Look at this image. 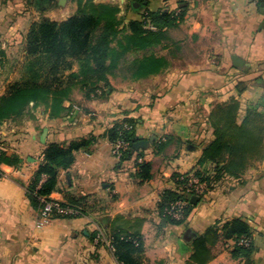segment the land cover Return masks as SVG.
<instances>
[{
  "label": "crops",
  "instance_id": "1",
  "mask_svg": "<svg viewBox=\"0 0 264 264\" xmlns=\"http://www.w3.org/2000/svg\"><path fill=\"white\" fill-rule=\"evenodd\" d=\"M144 1L149 11L182 15L159 45L147 50L149 56L159 55L158 74L136 79L134 67L125 66L91 100H78L73 91L59 117L41 106L0 126L8 152L22 162L0 166V264H123L111 245L119 231L141 234L142 264H196L191 260L194 239L235 219L251 227V257L235 258L236 242L221 238L210 248L214 258L208 264H264V160L241 182L226 179L200 197L183 225L170 224L159 209L164 191L176 188L173 175L197 168L204 145L213 140L208 118L215 105L235 98L240 118L249 110L264 115V0ZM96 2L118 5L126 22L141 17L132 4L140 5L134 10L144 7L135 0ZM64 16L62 9L41 14L30 0H0V98L29 58L31 26L41 18L63 22L72 17ZM236 57L242 66L234 65ZM126 117L141 122L135 138L150 142L141 158L152 166V179L145 183L136 179L131 164L119 169L105 136ZM83 140H92L91 145L76 153L70 170L60 171L59 189L49 196L61 204L82 200L83 214L54 218L38 228L40 210L28 189L43 152L53 143ZM161 140L168 144L157 154L155 143ZM100 234L105 240L97 241Z\"/></svg>",
  "mask_w": 264,
  "mask_h": 264
},
{
  "label": "trees",
  "instance_id": "2",
  "mask_svg": "<svg viewBox=\"0 0 264 264\" xmlns=\"http://www.w3.org/2000/svg\"><path fill=\"white\" fill-rule=\"evenodd\" d=\"M31 5L41 14L48 11L56 0H30ZM76 13L63 22L47 18L34 23L26 37V51L31 58L27 69V81L14 82L8 86L6 95L0 98V126L10 120H21L29 111L44 106L52 117H59L65 110L75 88L80 87L87 100L98 96L109 87V76L116 70L132 66L136 79L159 73V55H147V50L165 37V30L175 27L182 20L181 14L166 10H134L140 19L121 17L118 5L97 3L96 0H74ZM143 3L144 0H135ZM126 11H129L128 7ZM42 60V61H41ZM76 63L77 70H74ZM47 74L43 76V67ZM41 71V72H40ZM70 71L67 77L65 72ZM243 89H240L242 92ZM33 104V106H31ZM240 101L231 99L213 107L208 123L213 132V140L203 147L197 168L191 173L173 175L176 188L166 190L161 195L159 209L172 225H183L193 208L187 193L190 175H194L204 185L203 198L217 185L231 179L241 182L247 172L264 160V115L249 110L240 118ZM140 121L126 117L114 124L106 132L109 141H124L129 144L119 160V169L131 164L134 176L142 183L152 179L151 163L139 161L142 151L132 149ZM92 140L73 141L67 144H50L41 157V163L28 189L31 203L37 210L44 206L42 198L59 189L60 171H68L75 163L76 153L91 145ZM9 141L0 138V166L18 167L21 159L8 152ZM155 152L161 154L168 141L155 143ZM210 166V170L204 168ZM47 180L42 183L43 177ZM188 201L185 218L176 221L165 215V210L173 202ZM82 200H71L62 204L83 214ZM221 238L234 240L232 252L235 258L248 259L253 253L252 231L250 225L235 219L224 225H217L202 236L194 239L191 260L196 264H208L213 260L211 247ZM242 239L251 240L249 247L237 243ZM111 245L117 259L123 264H142L141 255L144 243L140 233L129 234L122 231L112 236Z\"/></svg>",
  "mask_w": 264,
  "mask_h": 264
},
{
  "label": "built area",
  "instance_id": "3",
  "mask_svg": "<svg viewBox=\"0 0 264 264\" xmlns=\"http://www.w3.org/2000/svg\"><path fill=\"white\" fill-rule=\"evenodd\" d=\"M129 144L124 141H119L117 143L112 144V154L118 160L121 159L123 151L127 150ZM139 161H142L140 159ZM187 193L190 197L198 196L204 193V185L200 183V180L195 177L194 175H190L188 186H187ZM42 202L44 203L43 208L40 210L39 221L37 223L38 228H43L47 223H49L54 218H63V217H70L79 215V212L75 209L70 207H65L61 203L42 198ZM188 201L179 200L176 202L171 203L165 210V215L170 217L176 221H182L185 218V210L188 207ZM105 240L104 236L100 234L97 238V241ZM240 246L249 247L251 245V240L249 239H242L237 243Z\"/></svg>",
  "mask_w": 264,
  "mask_h": 264
},
{
  "label": "rangeland",
  "instance_id": "4",
  "mask_svg": "<svg viewBox=\"0 0 264 264\" xmlns=\"http://www.w3.org/2000/svg\"><path fill=\"white\" fill-rule=\"evenodd\" d=\"M57 6L59 7V8H57ZM76 7H77V3L74 1V0H66V2L65 3H63V4H60V3H58V0H56V2H55V4L52 6V8L51 9H62L63 11H65V13H66V16H64V17H62V18H66L67 16H73L75 13H76ZM123 8H126V4H124L123 5ZM50 10V9H49ZM38 12V11H37ZM40 13V12H39ZM43 14V13H42ZM124 15H126L127 17H131L129 14H126V13H124L123 14V16ZM41 19H43V18H41ZM40 19V20H41ZM39 20V21H40ZM38 21V22H39ZM158 54H159V52H158ZM29 59V60H28ZM26 61H24V62H21V64H20V66H19V75H18V77H17V81L16 82H22V81H28L29 80V76H30V74H29V70L27 69V67L29 66V64H30V62H31V58H28ZM42 61V60H41ZM74 70L76 71L77 70V66H76V63H74ZM47 69H48V67L47 66H45V67H43V69L42 70H44V74H43V76H46V74H47ZM130 71V70H129ZM41 72V71H40ZM70 73V71H68V72H65V74H64V77H67V75ZM149 83V85H151L152 84V82H148ZM74 91H76L77 93L75 94V96L77 97V99L79 100V99H81V97H83V99L84 100H86V101H88L86 98H85V96H84V92L81 90V88L80 87H77V88H75L74 89ZM77 100V101H78Z\"/></svg>",
  "mask_w": 264,
  "mask_h": 264
},
{
  "label": "water",
  "instance_id": "5",
  "mask_svg": "<svg viewBox=\"0 0 264 264\" xmlns=\"http://www.w3.org/2000/svg\"><path fill=\"white\" fill-rule=\"evenodd\" d=\"M66 2V0H60V4H63V3H65ZM143 5H144V7H141L142 9H145L146 8V6L148 5V2L147 1H144L143 2ZM140 5H138V4H132V7H133V9L136 7H139ZM242 64H243V61L242 60H240L239 58H234V65L236 66V67H240V66H242ZM149 147H150V142L149 141H143V140H139V139H137V138H135V140H134V143H133V146H132V149L134 150V151H146V150H148L149 149ZM192 148V150L195 148L194 146H190L189 147V149H191ZM200 201V197H198V196H193V197H191V203L193 204V205H197V203ZM102 222H106V219H103L102 220ZM191 235L190 234H188V237H190ZM246 264H250V262H249V260H247L246 261Z\"/></svg>",
  "mask_w": 264,
  "mask_h": 264
}]
</instances>
